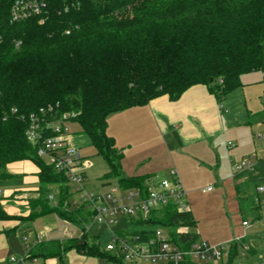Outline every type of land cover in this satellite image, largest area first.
<instances>
[{"label":"trees","instance_id":"obj_1","mask_svg":"<svg viewBox=\"0 0 264 264\" xmlns=\"http://www.w3.org/2000/svg\"><path fill=\"white\" fill-rule=\"evenodd\" d=\"M13 3L0 0V178L8 176V165L32 162L40 187L31 207L80 228L84 234L70 241L71 247L123 264L102 251L98 238L87 240L92 213L71 207L66 179L28 141L30 115L52 120L72 114L71 121L108 165L105 179L116 178L123 189H142L148 178L123 176V155L108 133L109 117L160 96L177 101L198 85L221 104L243 86L244 74H264V0H41L39 15L18 21H12ZM49 107L53 113L43 116L40 110ZM235 188L243 213V201L253 191L255 205L256 191L246 183ZM52 189L57 205L48 200ZM195 226L191 212L168 205L147 220H129L126 231L116 233L148 239L163 228L188 250L200 241L191 230ZM244 245L245 238L230 242L229 257L220 264L249 260L255 250L250 245L243 259ZM66 249L60 241L41 242L30 259L57 257L64 264Z\"/></svg>","mask_w":264,"mask_h":264},{"label":"rangeland","instance_id":"obj_2","mask_svg":"<svg viewBox=\"0 0 264 264\" xmlns=\"http://www.w3.org/2000/svg\"><path fill=\"white\" fill-rule=\"evenodd\" d=\"M241 81L243 86L230 94L235 92L244 93L241 107L243 112L248 111L250 113L249 119L246 121H226L220 124L219 128L222 129L216 136L207 138L208 142L202 145L200 150L203 151L201 159L187 158L188 156L178 154L180 150L174 151L176 154L175 161L179 177L183 186L193 192L189 195L194 203V211L199 221L196 226L197 233L203 238L209 241L212 245H220L222 240L233 238L235 235L243 234L245 232V244H249L255 250V253L250 256L249 260H242V264H260L261 257L264 260V223L262 222V214L264 211V193L258 195L256 192V203L253 206L254 191L251 190V198L249 201H243L246 211L238 214L235 210L234 204L230 202L229 193V181L237 179L239 175H233L232 165L230 164L231 157L237 162H241L243 159L255 156L264 159V74L261 72H250L242 76ZM245 108V109H244ZM242 109H240L242 111ZM130 117V116H129ZM128 115H125V111L113 114L110 116L109 122V135L115 139L117 149L123 155L122 167L125 161L129 158L135 159L139 155V152L145 149V145L149 140H154L158 137L155 131V127L152 124L151 129L145 128V131L149 139H143L140 142L134 137L131 147L125 148V126L133 128L131 131L135 132L136 128L132 127V123ZM133 121V119L131 118ZM71 133L73 134V142L79 148L81 157L91 164L87 169V177L85 185L88 189L103 193L107 191L110 185H117L118 180L116 178L105 179L109 173V168L106 162L101 156L97 154L96 149L91 145L86 135L81 133V128L78 124H71ZM142 130V127H140ZM132 141V140H130ZM229 142H233L235 147L230 148L227 146ZM152 145V144H151ZM150 146V145H147ZM181 149L184 148L183 144H179ZM186 153V150H182ZM30 164V165H26ZM33 163L30 161H23L12 163L7 166L5 172L8 176L0 178V192L2 196H5L8 191H15L21 189L23 186L36 187L35 184L25 183L24 178L29 176H36L35 169L31 172L29 166ZM31 168H33L31 166ZM174 168V169H175ZM37 170V169H36ZM1 173V171H0ZM123 176L125 177V171L123 168ZM166 174L162 175V178ZM224 179L223 181H220ZM262 179V178H261ZM224 181H228L224 184ZM9 182V183H6ZM107 182V183H106ZM259 185H263L262 180H257ZM105 183V184H104ZM29 184V185H27ZM212 187L214 191L210 193H203V189ZM228 187V188H227ZM227 189V190H226ZM256 191V190H255ZM52 194L57 196L55 189H52ZM251 201V202H250ZM72 208H75L77 203L75 199H71ZM245 203L247 205H245ZM252 205V207H251ZM255 209V214L254 210ZM261 216V219L257 220ZM249 221L250 227L244 230L241 226V221ZM44 226V225H42ZM86 229L89 237L98 236L100 244L108 239L110 242L112 234L119 230H125L127 223L124 219H117L110 228L104 227L99 224H88ZM72 229L78 236L82 235L80 228H74L71 225H66L63 222L57 221L53 230L46 233L45 228H39V232L43 235H48L49 238L55 239L56 237H63L64 229ZM107 233V234H106ZM90 242H95V239H89ZM223 244V243H222ZM111 264H116L114 261H109ZM238 260L236 261V263ZM219 264V263H214Z\"/></svg>","mask_w":264,"mask_h":264},{"label":"crops","instance_id":"obj_3","mask_svg":"<svg viewBox=\"0 0 264 264\" xmlns=\"http://www.w3.org/2000/svg\"><path fill=\"white\" fill-rule=\"evenodd\" d=\"M243 98V91H237L235 94H229L225 100L219 104L215 97L209 93L206 86L198 85L190 88L177 101H171L165 95L153 99L146 106L134 107L126 110L125 115H128V117L130 116L129 118L132 127L136 128V130L133 133V131H131L133 128L125 126V129H127L125 132V141L128 139L132 140L125 142V148L131 147V144L135 139L134 137H136L139 142L143 139L151 138L147 135L149 133L145 131V128L148 127L151 129L152 124L156 129L155 131H157L156 134L158 137L154 140H149L145 145V149L139 152V155L135 157L134 160L129 158L127 161L125 158L123 163L125 177H145L148 179H154L156 177L162 178L163 174H166L165 177H168L173 171L178 174V171L175 168L177 167L174 158L177 154L174 151L175 147L177 148L176 150H180L178 153L180 155L188 156L187 158L190 159H192V157L194 159H201L202 157L200 156H203V151L200 150L202 145L205 143L207 144V138L218 134L222 129V127L219 128L220 124H223L226 121L233 122L234 120L237 122H247L250 113H248V111L243 112V109L241 108L243 107L242 102H245ZM240 109H242V111ZM140 127H142V130ZM179 144H183L184 148L181 149L178 147ZM234 147L235 145L233 143V147L231 148ZM182 150H186V153H183ZM231 158L230 164L237 162L233 157ZM257 158L258 165L253 173L244 171L237 176H233L237 179L234 178L233 181H229L230 202L231 204H234L235 210L238 214H241V211L239 195L235 188L236 185L246 183L251 187H254L256 190V187L259 186L257 180L259 179L261 181L262 176H264V159H260L258 156ZM31 166L33 168H31ZM31 166L28 167L29 170L32 172L33 169H35L32 174L36 173V176L25 177L24 181L25 183L29 182V184H35V188L32 189L31 187L26 188L23 186L19 190L8 191L5 196H2V192H0V264H9V259L12 257L20 259L27 255L30 256V251L36 245L34 244L36 237L42 234L39 232V228H45L46 233H49L53 230L57 221L63 222L66 225H71L62 221L54 213L40 216V210H34L31 207L30 201L38 198L39 195L37 192L40 187L37 178L38 168L34 164ZM223 180L224 179L220 181ZM227 182L224 181V184ZM183 188L186 192L190 212L193 215L197 226L199 221L197 220L194 211V203L192 202L193 198L189 197L193 191L191 189L187 190L184 186ZM206 189H203L202 191ZM71 226L75 228L74 225ZM196 226L191 228V230L199 236L201 241L209 243L208 240L203 239L197 233ZM71 230L72 229L65 228L64 235L66 231ZM242 232L243 234L235 235L231 239L222 240L221 244L236 240L245 234L244 231ZM23 237L28 238V243L23 241ZM94 237L98 238V236H93L89 237V239ZM49 241H60L67 248L64 253V264H111L106 258L92 257L87 255L84 251H79L76 247H71L70 241L72 240L67 237L66 239H63V237L52 239L46 235L43 242ZM98 242L100 244L99 240ZM108 243L109 241L106 239L100 244L102 251H105V247ZM213 245L218 244L214 243ZM31 260L35 261V264L61 263L60 259L57 257H50L47 259L34 257Z\"/></svg>","mask_w":264,"mask_h":264},{"label":"built area","instance_id":"obj_4","mask_svg":"<svg viewBox=\"0 0 264 264\" xmlns=\"http://www.w3.org/2000/svg\"><path fill=\"white\" fill-rule=\"evenodd\" d=\"M43 8L44 4L41 3V0H14L11 8L12 21L39 15ZM40 113L43 116L46 113H53V108L41 109ZM73 117L72 114H61L48 120L45 117L30 115V125L26 136L32 145L38 147V156L46 165L51 166L66 179L71 199H75L77 203L75 208L84 207L92 213L90 224L96 223L110 228L119 218L124 219L126 223L129 220H147L153 213L159 212L168 205H174L179 213L190 212L186 192L178 174L174 171L166 178L148 179L142 189H123L118 184H111L109 189L103 193L88 189L85 180L87 169L91 164L81 157L79 148L73 142V134L70 130ZM228 147H233V143L230 142ZM231 165L233 175L244 171L253 173L258 165V158L255 155ZM262 182V186L256 187L258 195L264 193V176H262ZM212 190L213 188L209 187L203 192L208 193ZM48 200L53 205L58 204L56 196L52 193L48 195ZM70 204L74 203L70 200ZM261 220L264 223V211ZM250 225L247 220L241 222L244 230L248 229ZM88 227L87 225L86 229ZM126 229L122 231H126ZM81 232V236H78L73 230L66 231L65 235L68 239L75 240L83 236L84 232L82 230ZM85 232L87 233V231ZM182 232H188V230ZM45 236L38 235L34 244L43 242ZM242 238H245V234L236 240ZM23 241L28 243V238L23 237ZM105 250L120 258L123 264H187L188 262L195 264H214L216 262L220 264L227 261L229 257L230 242L212 245L200 240L185 250L171 241L169 230L158 228L148 239H144L140 235L119 236L114 232ZM249 250L250 245H244L241 250L243 259ZM241 261L238 260L236 264H242ZM260 261V264H264L262 257ZM9 264H35V261H32L27 255L20 259L10 258Z\"/></svg>","mask_w":264,"mask_h":264},{"label":"water","instance_id":"obj_5","mask_svg":"<svg viewBox=\"0 0 264 264\" xmlns=\"http://www.w3.org/2000/svg\"><path fill=\"white\" fill-rule=\"evenodd\" d=\"M86 243L85 242H83V245H85Z\"/></svg>","mask_w":264,"mask_h":264}]
</instances>
